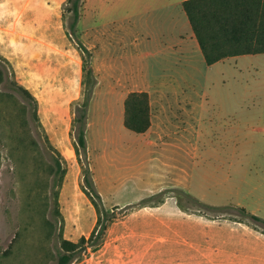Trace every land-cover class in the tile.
Returning <instances> with one entry per match:
<instances>
[{
	"label": "rangeland",
	"instance_id": "374dc122",
	"mask_svg": "<svg viewBox=\"0 0 264 264\" xmlns=\"http://www.w3.org/2000/svg\"><path fill=\"white\" fill-rule=\"evenodd\" d=\"M76 1L78 16L71 30L70 25L75 20L73 5ZM126 2L0 0V54L13 67L16 81L32 94L33 102L28 105L30 110L26 117V130L34 141L32 145L27 138L29 146L11 141L7 134L12 129L16 136L19 135V124L14 119L9 124L4 119L1 121L4 141L13 149L14 156L9 158L7 148H2L0 144V264H55L60 227L63 229V237L70 241L75 242L81 236L89 235L95 224L96 212L83 192V177L89 168L94 182L99 171L96 163L100 161V155L103 156L106 169L113 167L125 171L128 162L134 163L138 178H141L139 174L145 168L152 170L155 164H159L158 159H150L137 146L132 149L133 153L127 161L126 139L113 126V115L117 113L116 109L123 98L116 94L117 90L112 89L118 84L115 85L116 79L112 80L110 64H106L108 71L103 83L100 81L94 89L95 94L92 93L96 83L94 68L100 71L103 67V64L96 62L94 55L96 46L101 45V34L97 31L102 24L111 28L112 21L126 13ZM104 9L110 11L101 20V11ZM224 65V71L220 67L211 74V77L214 76L212 80L223 75V84L219 85L217 79V84L212 88L213 95L209 97L212 102L210 104L215 106L214 113L220 110L218 106L224 107V112L218 111V120L227 119L223 114L228 113L240 123V127L232 126L229 137L228 134L218 137L221 132L219 128L210 130L216 134L214 143L199 145L201 150L192 170L190 190L187 186L189 177H183L182 180L179 175H155L148 181L151 182L148 188L154 187V181H160L161 186H171L173 179L177 178L185 181L182 186L188 189L169 187L145 197L138 205L119 209L110 207L109 203L125 201L132 191L116 193L108 186L109 189H106L99 202L105 226L103 235L78 250L72 264H163L162 256L140 255L139 249H133L130 256L102 255L100 250L111 243L113 233H128L130 230L157 232L159 225L150 213L153 208L164 203L177 204L184 218L181 228L188 236L192 215L216 218L222 212L228 219L248 223L264 239L263 225L253 223L250 219L248 221L245 214L240 215L233 208L234 203H242L246 210L252 211L256 210L254 205L264 203V54L242 56ZM0 89L14 94L20 103L27 105L28 102L14 88H10L8 81ZM87 95L92 98L89 101L92 124L87 134L89 149H78L77 156L75 138L79 124L76 118ZM33 109L36 111V120L32 116ZM238 130H241L240 134ZM130 132L131 135L136 134ZM45 136L60 152L58 159L67 169L58 198V211L63 217L61 225L54 207V178L48 174L47 169L54 162ZM119 137L124 144L123 155L114 157L111 154V143H117ZM207 137L204 141H207ZM104 147L107 150L104 149L102 153ZM140 151L145 155L142 162ZM182 162L184 168L189 165L186 159ZM127 168L132 170L130 166ZM114 183L120 185L119 180ZM205 203L227 204L207 208L205 205L208 204ZM261 210L264 211V208ZM261 215L264 216V213ZM127 241L133 248H140L138 243L141 241ZM10 244L12 246L5 255ZM114 246L120 247L119 241H115ZM177 259L168 256V264H188L190 256Z\"/></svg>",
	"mask_w": 264,
	"mask_h": 264
},
{
	"label": "crops",
	"instance_id": "0c3cea01",
	"mask_svg": "<svg viewBox=\"0 0 264 264\" xmlns=\"http://www.w3.org/2000/svg\"><path fill=\"white\" fill-rule=\"evenodd\" d=\"M125 1L128 5L124 7L127 9L126 13L120 19L112 21L111 28L101 22L102 26L97 31L101 34V45L96 46L94 55L96 62L103 64V67L100 71L97 67L94 68L96 83L94 82L92 93L95 94L94 89L100 81L103 83L105 73L108 71L106 64H110L112 80L116 79L115 85L118 84L112 89L117 90L116 94L123 98L116 109L117 113L113 115L115 118L113 126L117 128L118 134L126 139L127 161L132 149L137 146L144 150L150 159H158L159 164H155L152 170L145 168V171L139 174L141 178H138L134 163L128 162L131 171L128 166L125 171L117 168L115 170L113 167L106 169L103 156H99L100 161L96 160L99 171L93 184L100 198L106 189H109L108 186L116 193L132 191L125 201L109 203L110 207L119 209L138 205L145 197L169 187L190 190L192 170L197 164L201 150L199 145L214 143L213 138L216 134L210 130L219 128L221 132L218 137L227 134L229 137L232 126L240 127V123L232 119L228 113L223 114L227 119L218 120V111L224 112V107L218 106L220 110L214 113L215 106L210 104L212 102L209 97L213 95L212 88L217 84V79L219 85L223 84V75L212 80L214 77H211L212 72L220 67L221 71H224L225 62L242 56L206 65L196 36L181 7L183 0ZM108 10L110 11V9L101 11V20ZM90 68L92 69L91 65ZM132 93H145L148 97L150 126L140 135H131L129 134L131 132L124 128L123 103ZM91 108L89 103L85 129L86 150L89 149L87 134L92 124ZM240 133L241 130H238V134ZM207 136L212 139L209 140ZM206 137L207 141H204ZM121 141L122 138L119 137L117 143H111V154L115 155L114 157L118 154L123 155L124 144ZM104 149L107 150L106 147L102 148V153ZM144 156L142 152L141 162ZM183 159L189 162L185 168ZM167 174L179 175L180 179L189 177L188 188H183L185 181L177 178L173 179L171 186L164 184L161 186L160 181H154L153 188L147 187L151 184L148 181L153 176L165 177ZM118 180L120 185L114 183ZM205 204H208L205 205L207 208H216L227 203ZM177 208L176 203H164L153 208L150 216L155 217L154 222L159 225L157 232L143 233L130 230L128 233H113L111 243L106 244L100 252L102 255L130 256L133 249H139L140 255L162 256L163 264H168V256H175L177 259L186 255L190 256L188 264H264V239L262 234L258 235L259 232L248 226V223L228 219L222 212H219L221 215L216 218L192 215L188 236L181 228L184 218ZM233 208L240 215L245 214L244 217L248 221L250 219L253 223L263 225L264 229V216L261 215L264 213L261 210L264 203L254 205L256 210L252 211L246 210L242 203H234ZM125 239L141 241L138 243L140 248H133ZM115 241H119L120 247L114 246Z\"/></svg>",
	"mask_w": 264,
	"mask_h": 264
},
{
	"label": "trees",
	"instance_id": "16d2710c",
	"mask_svg": "<svg viewBox=\"0 0 264 264\" xmlns=\"http://www.w3.org/2000/svg\"><path fill=\"white\" fill-rule=\"evenodd\" d=\"M181 7L196 36L206 65L210 66L224 59L237 56L264 54V0H183ZM73 14L75 20L70 25L71 30L74 29L78 16L77 1L73 5ZM7 81L10 88H14L15 92L28 103L27 105L22 104L14 94L0 89V123L3 119L8 124L10 120H16L21 133L16 136V133L14 134V131L10 129V134H7V137L20 145H28L26 139L29 138V143L33 145L34 141L30 138V132L26 130V117L30 110L29 106L33 102L32 94L16 81L13 67L0 54V87ZM89 101L90 98L87 95L79 116L76 118V122L79 124L75 138L77 156H79L78 149L82 151L86 149L85 127ZM32 116L35 120L37 119L35 109L32 110ZM124 126L136 134H143L148 130L150 126L149 106L148 97L145 93H132L126 97L124 101ZM4 139L3 131L0 129V144L2 148H7V156L13 158V149L5 143ZM45 139L54 162L47 169L48 174L54 178L53 186L56 189L53 193L54 207L56 214L60 217L61 225L63 217L58 211V198L59 189L67 169L62 166L58 159L61 156L60 152L50 144L46 136ZM83 178L85 189L83 192L89 198L96 212L95 224L87 237L81 236L75 242L65 239L63 229L60 227L58 233L59 248L55 264H72L75 253L103 235L105 230L102 213L99 209L101 198L95 190L89 168L85 171ZM11 246L10 244L4 252L5 255Z\"/></svg>",
	"mask_w": 264,
	"mask_h": 264
}]
</instances>
